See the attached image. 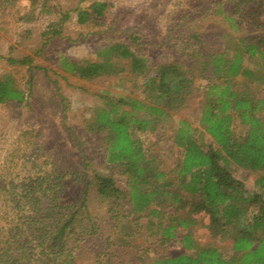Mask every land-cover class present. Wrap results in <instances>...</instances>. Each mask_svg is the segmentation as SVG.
I'll use <instances>...</instances> for the list:
<instances>
[{
	"label": "trees",
	"instance_id": "16d2710c",
	"mask_svg": "<svg viewBox=\"0 0 264 264\" xmlns=\"http://www.w3.org/2000/svg\"><path fill=\"white\" fill-rule=\"evenodd\" d=\"M196 5L202 18L185 32L186 61L150 62L124 42L101 46L97 60L61 59L65 71L80 78L126 70L145 74L147 95L145 99L110 98L104 106L94 108L93 115L84 120V128L89 136L98 138L103 163L113 171L85 175L82 196L76 200L80 205L61 212L49 225L36 223L43 207L38 203L41 198L33 197L37 216L34 210L18 211L9 225L0 227V264H33L31 257L35 264H80L85 246H98L97 241L102 245L103 238L108 240L126 225L128 221L122 218L135 213L148 218V229L158 236L155 243L162 249L145 256L151 246L142 253L127 254L122 245L117 250L107 245L94 253L96 264H264V96L259 90L264 83V0H211ZM106 7V2L95 0L79 11V22L101 17ZM63 16L69 18V13ZM222 16L227 24L220 22ZM210 24L216 26L214 31L208 28ZM236 30L240 33L235 34ZM247 57L254 58L255 65H248ZM18 61L30 64L31 58ZM195 94L200 97L201 123L217 146L204 147L192 123L181 120L174 136L180 155L165 170L150 152L160 137L156 125L168 120ZM27 99L26 91L9 75L0 78V102ZM150 132L157 136L147 139ZM233 164L260 172L254 181L256 188L248 189L234 175ZM92 187L101 203L100 217L88 208ZM195 214L207 218L212 237L230 239L232 248L225 250L209 242L194 254L184 251L197 246L191 231L181 229L192 227ZM9 215V211H0L2 218ZM32 241L41 249L33 256L28 252ZM178 242L183 250L165 252L164 246ZM125 246L139 249L131 243Z\"/></svg>",
	"mask_w": 264,
	"mask_h": 264
},
{
	"label": "rangeland",
	"instance_id": "374dc122",
	"mask_svg": "<svg viewBox=\"0 0 264 264\" xmlns=\"http://www.w3.org/2000/svg\"><path fill=\"white\" fill-rule=\"evenodd\" d=\"M94 1L0 0V78L9 75L28 95L23 103L0 102V211L10 212L8 217L0 216L1 228L9 225L14 213L32 212L33 197L41 198L38 203L40 208L43 207L36 218L38 226L51 224L55 216L71 210L76 203L79 206L80 202L76 200L82 196L83 177L113 171L103 163L97 149L98 138L86 133L84 120L93 115L96 106H104L110 98L133 96L145 99L147 95L145 74L126 70L116 75L80 78L65 71L61 59L97 60V50L101 46L124 42L149 57L150 62L186 61L183 43L188 35L185 32H188V25L195 28L198 19L202 18L201 8L195 6L211 3V0H100L107 3L104 15L79 22V11L89 8ZM191 10L199 16L191 17ZM64 12L69 13V18L63 19ZM222 18L220 22L227 24ZM244 24L240 26L243 30ZM214 27L213 24L208 26L210 31H214ZM251 29L255 30V26ZM178 31L183 34L178 36ZM238 33L240 31L236 30L235 34ZM27 56L31 58L30 64L18 61ZM256 62L247 57L248 65L253 66ZM259 90L264 96V83ZM199 100V95L195 94L183 108L171 113L168 120L157 123L160 137L150 152L157 157L161 168L169 170L179 158L181 148L175 144L174 136L181 120L192 123L198 141L204 147L217 146L201 123ZM156 136L155 132H150L147 139ZM231 169L248 189L256 188L254 181L260 172L236 164ZM114 176L122 179L117 171ZM29 192L32 196H27ZM87 204L95 217L101 216V203L94 187L89 191ZM47 206H51L50 209ZM33 214L37 216V211ZM194 217L196 222L192 227L181 229L191 231L197 246L184 251L194 254L209 242L225 250L232 248L230 239L211 236L206 226L207 218L200 214ZM125 220L128 221L126 225L111 233L108 240L103 238L102 245L97 241L98 246H85L80 264H96L94 253L107 245L114 250L122 245L127 254L142 253L144 248L151 246L145 256L153 255V249H162L155 243L158 236L148 229L146 216L135 213L129 219L122 218ZM2 235L0 233V238ZM127 243L137 245L139 249L125 246ZM35 244L32 241L29 245L28 252H32V256L41 250ZM163 248L168 254L183 250L179 242ZM124 253L121 256L126 259ZM29 261L35 264L32 257Z\"/></svg>",
	"mask_w": 264,
	"mask_h": 264
}]
</instances>
